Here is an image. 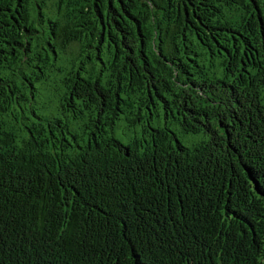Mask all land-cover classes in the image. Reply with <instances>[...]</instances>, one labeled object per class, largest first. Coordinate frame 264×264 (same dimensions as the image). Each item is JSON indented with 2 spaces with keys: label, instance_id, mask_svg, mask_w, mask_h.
Listing matches in <instances>:
<instances>
[{
  "label": "trees",
  "instance_id": "16d2710c",
  "mask_svg": "<svg viewBox=\"0 0 264 264\" xmlns=\"http://www.w3.org/2000/svg\"><path fill=\"white\" fill-rule=\"evenodd\" d=\"M0 264H264V0H0Z\"/></svg>",
  "mask_w": 264,
  "mask_h": 264
},
{
  "label": "rangeland",
  "instance_id": "374dc122",
  "mask_svg": "<svg viewBox=\"0 0 264 264\" xmlns=\"http://www.w3.org/2000/svg\"><path fill=\"white\" fill-rule=\"evenodd\" d=\"M77 47L76 43H71L68 47V49L66 50V56H67V52L70 54L72 53ZM63 56H65V54H63ZM174 131L176 133V136L178 138V140L186 145H189L191 142L196 141L197 139L202 138V134H191V133H183L179 127H174Z\"/></svg>",
  "mask_w": 264,
  "mask_h": 264
}]
</instances>
